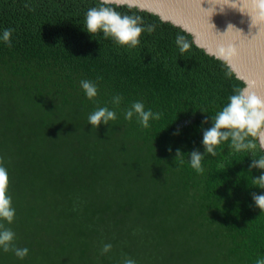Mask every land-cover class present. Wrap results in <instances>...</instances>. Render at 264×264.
Returning a JSON list of instances; mask_svg holds the SVG:
<instances>
[{
    "label": "trees",
    "instance_id": "16d2710c",
    "mask_svg": "<svg viewBox=\"0 0 264 264\" xmlns=\"http://www.w3.org/2000/svg\"><path fill=\"white\" fill-rule=\"evenodd\" d=\"M98 5L0 0V157L15 208L12 223H0L15 233L16 247L29 249L24 259L0 249V264L264 259V212L251 195L264 194L252 183L264 169H249L264 155L259 142L254 157L222 142L216 156L205 154L202 174L188 161L192 150L204 153L203 130L245 83L191 34L136 7L113 5L157 26L136 48L88 33L86 12ZM6 28L15 30L11 47L2 39ZM178 35L191 45L183 54ZM81 80L97 83L96 97L87 98ZM135 101L161 119L148 128L135 114L126 120ZM100 107L117 119L95 128L88 116ZM105 244L112 248L102 253Z\"/></svg>",
    "mask_w": 264,
    "mask_h": 264
},
{
    "label": "clouds",
    "instance_id": "9594fccd",
    "mask_svg": "<svg viewBox=\"0 0 264 264\" xmlns=\"http://www.w3.org/2000/svg\"><path fill=\"white\" fill-rule=\"evenodd\" d=\"M121 0H99V5L90 7L85 16V26L88 33L96 35L102 33L103 38H111L117 45L125 46L128 49L136 48L140 44V36L143 32L152 34L156 30L155 24H145L143 18L139 15L122 14L116 10L115 6H120ZM252 3L258 10L261 17H264V0H252ZM26 8L32 9L31 5L25 4ZM15 30L12 28L4 29L2 33L3 41L11 47V36ZM176 44L181 54L188 51L191 47L190 43L184 36L176 37ZM238 56V50L233 45L221 46L217 53V58L231 67V61ZM232 71L225 73L227 77L232 76ZM102 79L98 77L97 80ZM80 85L86 93L88 99H93L98 94L97 83L90 80H81ZM233 95L229 99V103L222 108L214 118H212V126L203 130L202 145L204 153L198 149L190 152L188 160L191 167L197 173L202 174V160L205 154L216 156V147L222 142L230 140V147L236 152L251 151L253 157L259 147L264 150V97L252 92H246L242 89H234ZM122 97L116 95L112 102L115 105L121 103ZM137 116L138 122L144 127H149L150 119L159 120L162 113L153 112L151 109L145 110L144 103L135 101L131 107L125 112L124 118L131 120L133 115ZM117 119L115 111L109 110L107 107H100L88 116V123L92 127L97 128L101 123L108 125L109 121ZM208 117H205L202 123H207ZM179 134L178 132L174 135ZM172 151L171 147L168 149ZM180 159V163L184 162L183 153L180 149L176 150V157ZM3 157H0V220H6L12 223L15 217V208L12 207V198L8 194L9 174L5 166H3ZM264 169V155L259 158H253L249 169ZM252 183L260 188H264V172L258 177L252 179ZM255 205L264 212V194L251 193ZM15 233L0 223V249L4 252L12 251L19 259H24L28 255L27 247H16L13 241ZM111 244H105L102 253L111 250ZM123 264H136L132 258H124ZM256 264H264V259H258Z\"/></svg>",
    "mask_w": 264,
    "mask_h": 264
},
{
    "label": "water",
    "instance_id": "95a60500",
    "mask_svg": "<svg viewBox=\"0 0 264 264\" xmlns=\"http://www.w3.org/2000/svg\"><path fill=\"white\" fill-rule=\"evenodd\" d=\"M120 5L179 26L215 58L221 46L233 45L238 56L231 70L245 83L243 90L264 97V17L252 0H121Z\"/></svg>",
    "mask_w": 264,
    "mask_h": 264
}]
</instances>
